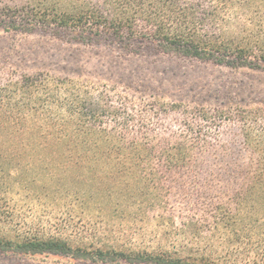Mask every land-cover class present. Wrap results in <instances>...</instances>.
Instances as JSON below:
<instances>
[{
  "label": "trees",
  "instance_id": "obj_1",
  "mask_svg": "<svg viewBox=\"0 0 264 264\" xmlns=\"http://www.w3.org/2000/svg\"><path fill=\"white\" fill-rule=\"evenodd\" d=\"M0 29L118 44L134 51L147 45L167 55L264 71V0H0ZM114 91L43 73L0 83V178L5 180L2 166L14 154L54 147L58 158L34 157L36 162L71 165L92 185L78 193L67 189L62 197L73 193L87 205L98 199L113 211L145 202L151 204L149 214L167 213L172 186L180 177L194 180L195 162L210 152L220 130L218 120L208 110L148 103ZM167 115L177 116L174 129L158 132V121ZM248 117L238 120L247 159L234 175L241 185L220 201H208L201 193L196 201L184 196L186 206L203 213L197 217L192 211L183 225L199 235L224 227L248 241L257 240L259 246L261 219L256 213L264 202V111ZM5 145L13 155H7ZM246 210L255 218L249 213L245 218ZM169 217L160 226L177 228ZM61 232L0 235V253L103 264H211L192 262L169 249L97 244ZM259 261L254 264H264V255Z\"/></svg>",
  "mask_w": 264,
  "mask_h": 264
},
{
  "label": "rangeland",
  "instance_id": "obj_2",
  "mask_svg": "<svg viewBox=\"0 0 264 264\" xmlns=\"http://www.w3.org/2000/svg\"><path fill=\"white\" fill-rule=\"evenodd\" d=\"M39 73L68 78L90 87L114 89V93L117 91L148 103L208 110L218 120L220 130L209 147L210 152L198 156L194 180L190 183L180 177L179 183L172 186L171 208L165 214L158 210L149 214L147 210L151 204L145 202L134 208L113 211L110 204H100L98 199L90 205L84 204L82 198L77 200L73 193L89 191L92 186L82 171L76 172L73 166L58 162V166L39 163L34 158L54 159L53 155L58 158L59 152L54 147L26 149L20 156L14 154L15 158L2 166L6 178H0V235L42 231L58 235L65 230L73 237L83 235L97 244L169 249L197 263L261 262L264 255L262 200L256 213L261 219L258 230L262 245L259 243V246L257 240L248 241L243 234L233 235L224 227L199 235L183 224L187 225L186 218L193 215L192 211L197 217L203 213L202 209L191 210L186 206L184 196L196 201L201 193L208 201L211 198L220 201L224 193H231L241 185L240 180L234 182V175L245 167L247 159L238 120L247 118L250 112L264 111L263 70L231 68L167 55L147 45L134 51L118 44H85L44 32L0 29V83ZM176 118L175 115L162 116L157 131L174 129ZM3 149L7 155H13L6 145ZM107 185L105 182L104 186ZM184 185L188 188L186 192ZM67 189L73 193L68 198L62 197ZM248 213L255 218L252 210H246L245 218H249ZM169 216L175 220L177 228L160 226ZM0 264L103 263L56 255L0 253Z\"/></svg>",
  "mask_w": 264,
  "mask_h": 264
}]
</instances>
